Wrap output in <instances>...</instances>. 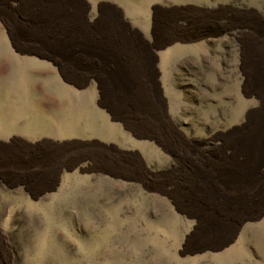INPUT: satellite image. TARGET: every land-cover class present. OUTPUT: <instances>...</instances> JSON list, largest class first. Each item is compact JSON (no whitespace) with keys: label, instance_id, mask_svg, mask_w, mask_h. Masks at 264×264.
<instances>
[{"label":"rangeland","instance_id":"rangeland-1","mask_svg":"<svg viewBox=\"0 0 264 264\" xmlns=\"http://www.w3.org/2000/svg\"><path fill=\"white\" fill-rule=\"evenodd\" d=\"M0 264H264V0H0Z\"/></svg>","mask_w":264,"mask_h":264},{"label":"crops","instance_id":"crops-1","mask_svg":"<svg viewBox=\"0 0 264 264\" xmlns=\"http://www.w3.org/2000/svg\"><path fill=\"white\" fill-rule=\"evenodd\" d=\"M120 38V37H119ZM171 43H174V41H171ZM134 56L131 57H126L125 58V63L124 64H128V62L131 60L133 63L131 65H135V66H143L144 67V63L142 62L143 60L141 59V56L137 55V53H133ZM127 66V65H126ZM127 67H131V66H127ZM81 74V73H80ZM83 74V73H82ZM121 84V83H119ZM85 87H89L91 85V80L90 78H87L85 83H84ZM105 87V84H102ZM118 85V84H117ZM123 85L125 86L123 89H134L137 90L139 88L134 87V84H125L123 83ZM119 90L120 87L116 86V84H112V90ZM122 89V88H121Z\"/></svg>","mask_w":264,"mask_h":264}]
</instances>
